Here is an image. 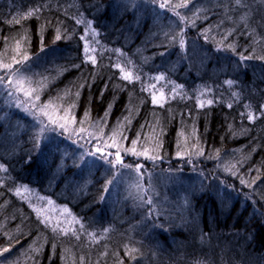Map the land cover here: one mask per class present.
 Returning <instances> with one entry per match:
<instances>
[{"label": "trees", "instance_id": "1", "mask_svg": "<svg viewBox=\"0 0 264 264\" xmlns=\"http://www.w3.org/2000/svg\"><path fill=\"white\" fill-rule=\"evenodd\" d=\"M72 1L95 31H103L100 38L132 53L137 64L197 80L179 37L162 42L173 38L165 27L141 43L164 0ZM167 2L184 5L172 7L180 39L209 47L203 65L208 72L221 68L219 57L240 61L231 49L209 41L228 30L224 8L202 7L198 0ZM4 5L23 21H9L0 7V65L18 76V83H8L0 69V264H264V201L244 184L260 164L239 149L249 140L264 157V142L255 135L264 123H251L261 113L260 101L247 107L254 115H238L231 106V114L225 112L231 121L213 115L211 133L235 140L228 141L235 147L225 148L227 165L220 168L215 162L223 157L211 158L143 91L120 81L109 64L85 59L82 29L71 14L40 0H0ZM186 8L191 12L182 17ZM232 29L227 38L242 37L240 54L252 58L257 46L249 33ZM250 61L259 64L256 72L264 80V59ZM40 127L47 134L37 147ZM131 148L158 159L134 155ZM117 152L131 168L115 164L108 179V161ZM120 170L133 181L115 195L109 181Z\"/></svg>", "mask_w": 264, "mask_h": 264}, {"label": "rangeland", "instance_id": "2", "mask_svg": "<svg viewBox=\"0 0 264 264\" xmlns=\"http://www.w3.org/2000/svg\"><path fill=\"white\" fill-rule=\"evenodd\" d=\"M40 1L43 5L48 4L45 6L53 7V10L59 9L66 12L68 15L71 14L69 16L76 21L77 25L82 29L81 35L87 38V43L90 49L88 58L85 57L87 61L92 63L91 58H94L96 63L93 64H109V68L117 73V78L120 81H123L130 87L135 86L137 93L138 91H143L144 94L148 96L146 99H149L151 104H153L152 95L155 94L159 103L153 105L164 112L166 118L169 119L172 117L177 121L181 131L188 135L191 140L201 144L205 150L207 149V151L211 153L209 154L211 158L216 157L220 159L223 157L218 163L215 162L218 166L220 165V168L223 166L226 167L225 165H227V160H224L225 148L235 147V145L228 147V141L231 139L233 141L235 140L232 138L233 136L229 139L230 135H223L224 139H220L222 133H219L218 135L211 133L212 129L214 130L217 124L214 125L216 119L215 116H218L217 120H219L220 115H222V117L229 118L231 121L233 117L225 114V112L231 114L228 111L230 106L236 108L238 115L243 116L242 112L253 114V111H247L248 105H250L251 102L257 103L260 101L262 108L259 111H261V113L256 114L255 118L250 120L251 123L257 121H262L264 123V80H261L263 74H257L256 70L258 69L259 64L250 61L251 59H264V2L261 0H253V3L246 0L248 1L246 2V5L250 3L252 12L248 10L250 9L249 7L245 6V0H240L241 2H237V0H217V5L215 3L216 1L203 2V0H198L202 7L211 8L216 5L217 7L224 8V12L228 17L225 19V23L228 25V30L219 33L220 35H215L213 38H210L209 41L231 49L240 57L242 55L240 54L241 48L244 47L242 45V37L238 36V40H236V38L230 40L226 36L231 32V27H233L232 30H234L235 27H239L242 29L240 35L245 34L247 36L249 33L247 39L250 44H254L257 48L255 55L251 59L240 60L239 62L234 61L232 63L230 60L225 61V59H223L224 57L217 58L220 60L222 66L215 72L209 71V74L207 71L208 69L203 67L205 64V55L209 51V47L192 39L185 40L184 47L188 57V64H190L191 68L198 73L196 81L189 80L187 76L183 74H168L161 71L155 72L147 70L141 64H137L138 61H135L132 53H126L116 44H113L112 47L109 46L105 37L100 38V33H103V31L100 29L95 31L96 24L88 20L72 0ZM186 1L188 2L189 0ZM0 7L3 8L4 13L9 16V21H23V19L17 16V12L11 7H8V5ZM172 11L173 8L169 11L164 9L156 13L154 17L155 20L149 25L147 31L144 32L143 38L141 39L142 44H146L152 37L154 38L156 33L161 30L159 29L161 27H165L167 35L173 36V38L161 39L162 42L170 43L177 37L181 40V37L178 36L182 31L181 22L180 19H178L177 13ZM182 11V17H187L189 16L191 9L186 8ZM88 33H90V35ZM104 33L106 32L104 31ZM163 35L165 36V33ZM83 43L85 44V41H83ZM117 65H119V67H117ZM1 68H3L2 77L6 79V82L12 84L18 83V76L13 74V69L9 67L4 68L0 65V69ZM205 71L208 73H204ZM251 71H253L255 75H248V72ZM126 75L130 76L128 80L123 78ZM208 75L213 76L208 77ZM157 77H163V79H156ZM231 77L236 78L233 80ZM228 81H232V83L229 84ZM258 81L259 83L257 84L256 82ZM235 83H239L244 87L235 90L232 86L235 85ZM226 84L230 85V88L224 86ZM245 86L247 87L246 90ZM240 90L245 91L242 93L238 92ZM237 96L239 98H237ZM209 101L212 102L209 103ZM238 108H240V111ZM259 114H261V118L257 116ZM203 118L205 121H203ZM184 121L187 125L184 124ZM261 126L263 127V129L261 128L262 131H256L255 135L259 140L264 142V124H261ZM216 146H219L218 150H215ZM243 148L245 153L249 151L248 155L250 159L253 160V164H260L259 168L257 167V170L251 174L252 178L244 184L250 187L260 200L264 201V192L262 193L261 191V188L264 187V157L260 158L258 156V149L261 147L258 145L256 148H253L249 143V140H244V143L241 142L239 144V149L243 150ZM219 153L221 155H218ZM114 167L115 164L113 163L106 168L108 179L112 177L111 175ZM132 181L133 179L131 175H129V172L123 170L118 171L113 181V185L115 186L113 193L116 195L117 193L122 192L121 190H124V187L131 184ZM2 259L3 258H0V260Z\"/></svg>", "mask_w": 264, "mask_h": 264}, {"label": "snow or ice", "instance_id": "3", "mask_svg": "<svg viewBox=\"0 0 264 264\" xmlns=\"http://www.w3.org/2000/svg\"><path fill=\"white\" fill-rule=\"evenodd\" d=\"M237 2H239V0H237ZM149 3H152L153 5H155L156 0H149ZM183 6H184V5H174V6H173V5H169L168 2H167V0H164V2H161V3L159 4V7H160L161 9H166V8H171V7H183ZM31 14H32V13L30 12L29 15H31ZM181 19H182V18H181ZM78 22H79V21H78ZM59 38H60V37L57 36V39H59ZM80 39H81L82 41H85V44H84V54H85V57L88 58V53H89V50H90V49H89V46H88V43H87V38H86L85 36H81ZM180 46H181V48L184 47V41H183V39L180 40ZM162 54H163V53H162ZM23 59H24V60H27L28 57L25 55V56L23 57ZM91 59H92V63H96V61H95L94 58H91ZM246 59H251V57H245V56H242V55L240 56V60H246ZM4 67L7 68V67H9V66H8V65H5ZM76 67H79V66L77 65ZM117 67H119V65H117ZM123 78H124L125 80H128V79L130 78V76H129V75H126V76H124ZM156 79H163V77H157ZM0 81H2V78H0ZM228 83L231 84L232 81H228ZM25 95H29V96H30L31 93L26 91V92H25ZM77 96H79V93H77ZM36 99H39V96H36ZM211 102H212V101H209V103H211ZM152 103H153V104H157V103H159V100H158V98H157V96H156L155 94L152 95ZM45 115H47V113H45ZM50 119H51V117H50ZM125 119H127V118H125ZM51 122H52L53 124L56 123L55 120H52ZM59 127H60L61 129L66 130V124H60ZM81 131H83V130L81 129ZM46 134H47V129H46V127H40V132L37 134V136H38L37 147H39V141H40V140H43V139L46 137ZM132 143L135 144L136 141L134 140V141H132ZM113 146H117V145H113ZM97 151H100V150L98 149ZM127 151H130V152H132L134 155H137V156L143 155V156H145V157L148 158V159H153V160L158 159V157H155V156H149L146 150H145L144 152H136L135 148H131V149H128ZM103 158H104V157L101 156V159H103ZM108 163H109V164H113V163H114V164H118V165H120L121 167H128V168H131L130 165H124V164H123L119 152H117V153L115 154V161L113 162V161L109 160ZM2 168H3V165H0V169H2ZM135 171H136V172L141 171V166H137V168L135 169ZM112 182H113V181H109V183H112ZM241 183H244V181L241 180ZM105 190H107V188H106ZM48 203H52V202H51V201H48ZM149 203H151V201H149ZM65 211H67V210L65 209ZM37 212H38V215H39V210H37ZM45 220H47V218H45ZM42 222H44V221H42ZM46 226H47V224H46ZM53 231L56 232L57 229H56V228H53ZM4 251L6 252V251H8V249L5 248Z\"/></svg>", "mask_w": 264, "mask_h": 264}, {"label": "bare ground", "instance_id": "4", "mask_svg": "<svg viewBox=\"0 0 264 264\" xmlns=\"http://www.w3.org/2000/svg\"><path fill=\"white\" fill-rule=\"evenodd\" d=\"M6 1L10 2L11 0H6ZM251 2H252V1H251ZM252 3H253V2H252ZM248 4H249V8H252L251 5H250V3H248ZM132 79H133V77H132ZM137 80H138V77H137ZM224 86H228L227 88H230V85H228V84H226V85H224ZM232 86L234 87L235 90H239V89H241L242 87H244L243 85H241V84H239V83H235V85H232ZM246 88H247V87L245 86V90H246ZM245 90H242V91L240 90V91H238V92H241V93H242V92H244ZM170 101H171V100H170ZM185 121H186V120H185ZM185 121H184V124L187 125V123H185ZM263 190H264V187H263V189H261V191L264 192Z\"/></svg>", "mask_w": 264, "mask_h": 264}]
</instances>
